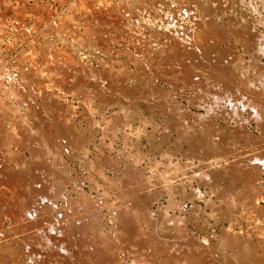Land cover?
<instances>
[{
  "label": "rangeland",
  "instance_id": "obj_1",
  "mask_svg": "<svg viewBox=\"0 0 264 264\" xmlns=\"http://www.w3.org/2000/svg\"><path fill=\"white\" fill-rule=\"evenodd\" d=\"M157 1L0 0V264H264V0Z\"/></svg>",
  "mask_w": 264,
  "mask_h": 264
},
{
  "label": "bare ground",
  "instance_id": "obj_2",
  "mask_svg": "<svg viewBox=\"0 0 264 264\" xmlns=\"http://www.w3.org/2000/svg\"><path fill=\"white\" fill-rule=\"evenodd\" d=\"M132 1H133V0H132ZM158 1H160V0H158ZM158 1H157V2H158ZM165 1H167V0H165ZM185 1H186V0H185ZM191 1H192V0H191ZM198 1H199V0H198ZM202 1H203V0H202ZM202 1H201V2H202ZM210 1H212V0H210ZM219 1H220V0H219ZM17 2H18V1H17ZM199 2H200V1H199ZM224 2H225V1H224ZM232 2H233V1H232ZM8 3H9V2H8ZM105 3H106V2H105ZM145 3H146V2H145ZM148 3H149V2H148ZM163 3H164V2H163ZM168 3H169V2H168ZM170 3H171V2H170ZM209 3H210V2H209ZM209 3H208V0H207V2H206V1L204 2V1H203V4L201 3V4H202V9H203V10H202L203 14H202V12H199V13H201L202 17L205 16V15H204L205 12H208V11L210 10V8H211V4H209ZM217 3H218V2H217ZM228 3H229V2H228ZM22 4H24V3H22ZM160 4H162V3H160ZM164 4H165V3H164ZM171 4H172V3H171ZM188 4H189V2H188ZM196 4H197V3H196ZM215 4H216V3H215ZM33 5H34V4H33ZM116 5H117V4H116ZM123 5H124V4H123ZM166 5H167V4H166ZM172 5H175V4H172ZM217 5H218V4H217ZM248 5H249V4H248ZM17 6H18V5H17ZM191 6H192V5H191ZM199 6H200V5H199ZM214 6H215V5H214ZM218 6H219V5H218ZM226 6H227V5H226ZM196 7H197V6H196ZM224 7H225V6H224ZM247 7H248V6H247ZM166 8H167V7H166ZM166 8H164V9H166ZM170 8H172V7H170ZM190 8H191V7H190ZM198 8H199V7H197V9H198ZM200 8H201V6H200ZM200 8H199V9H200ZM212 8H213V6H212ZM221 8H223V7H221ZM99 9H100V8H99ZM134 9H135V8H134ZM215 9H216V8H215ZM219 9H220V8H219ZM141 10H142V9H141ZM172 10H173V9H172ZM211 10H213V9H211ZM211 10H210V11H211ZM223 10H224V8H223ZM248 10H249V9H248ZM130 11H131V10H130ZM132 11H133V10H132ZM217 11H218V10H217ZM115 12H116V11H115ZM174 12H175V11H173V13H174ZM197 12H198V11H197ZM211 12H212V11H211ZM219 12H220V14H221V10H220ZM165 13H166V12H165ZM212 13H213V12H212ZM239 13H240V12H239ZM38 14H39V13H38ZM174 14H175V13H174ZM197 14H198V13H197ZM207 14H208V13H207ZM210 14H211V13H210ZM85 15H86V14H85ZM152 15H153V14H152ZM158 15H159V14H158ZM184 15H185V14H184ZM203 15H204V16H203ZM172 16H173V15H172ZM208 16H209V15H208ZM218 16H219V15H218ZM238 16H239V15H238ZM148 17H149V16H148ZM173 17H174V16H173ZM191 17H192V16H191ZM205 17H206V16H205ZM230 17H231V15H230ZM233 17H234V16H233ZM246 17H247V16H246ZM161 18H162V17H161ZM200 18H201V17H199V19H200ZM211 18H212V17H211ZM221 18H222V17H221ZM259 18H260V17H259ZM261 18H262V17H261ZM205 19H206V18H205ZM208 19H209V17L207 18V21H208ZM227 19H229V17H228ZM232 19H233V18H232ZM236 19H237V18H236ZM109 20H110V19H109ZM137 20H139V19H137ZM177 20H179V18H178ZM213 20H214V19H213ZM219 20H220V19H219ZM247 20H248V19H247ZM249 20H251V19H249ZM29 21H30V20H29ZM169 21H170V20H169ZM198 21H199V20H198ZM200 21H201V20H200ZM202 21H203V20H202ZM204 21H205V20H204ZM207 21H206V23H207L206 28L201 27V25H200L199 27L206 29L205 31L207 32V34H208L209 36H211V35L214 36V35H216L218 32L220 33V30L222 29L221 25L219 26L218 23H217L218 25H216V23L213 24V23H212V20H209L208 22H207ZM210 21H211V23H209ZM214 21H215V20H214ZM221 21H222V19H221ZM230 21H231V20H230ZM97 22H98V21H97ZM99 22H100V21H99ZM160 22H161V21H160ZM162 22H163V20H162ZM165 22H166V20H165ZM235 22H237V21H235ZM239 22H240V21H239ZM82 23H83V22H82ZM173 23H174V20H173ZM176 23H177V22H176ZM202 23H203V22H202ZM206 23H205V24H206ZM231 23H232V22H231ZM241 23H243V22H241ZM261 23H263V22H261ZM41 24H42V23H41ZM99 24H100V23H99ZM109 24H110V23H109ZM154 24H155V23H154ZM165 24H167V23H165ZM203 24H204V23H203ZM101 25H102V24H101ZM120 25H122V24H120ZM183 25H184V24H183ZM197 25H199V24H197ZM224 25H225V24H224ZM232 25H233V23H232ZM239 25H240V24H239ZM88 26H89V25H88ZM88 26H87V27H88ZM98 26H99V25H98ZM162 26H164V24H162ZM165 26H166V25H165ZM195 26H196V25H195ZM202 26H203V25H202ZM225 26H226V25H225ZM237 26H238V25H237ZM107 27H108V26H107ZM107 27H106V28H107ZM141 27H142V26H141ZM169 27H171V24H170ZM173 27H174V26H173ZM197 27H198V26H197ZM223 27H224V26H223ZM227 27H228V26H227ZM238 27H240V26H238ZM247 27H248V26H247ZM247 27H246V28H247ZM43 28H44V27H43ZM120 28H121V27H120ZM167 28H168V27H166V29H167ZM184 28H185V27H184ZM201 28H200V29H201ZM229 28H230V27H229ZM234 28H235V27H234ZM242 28H243V27H242ZM249 28H251V27H249ZM90 29H92V28H90ZM102 29H103V28H102ZM169 29H170V28H169ZM171 29H172V28H171ZM197 29H198V28H197ZM237 29H238V28H236L235 31L233 30V33H235V34L238 33V34H239V35H238L239 38L241 37L242 39H244V43H245V45H247V48L245 47L246 50H247L248 48H251V47L253 46V45H252V43H253L252 41L254 40V44H255V42L257 41L256 38H255V34L252 33V32H254V30H251V29H250V30L252 31V32H251V31H247V30L245 29V31H241V30H239V32H238ZM240 29H241V27H240ZM243 29H244V28H243ZM252 29H253V28H252ZM34 30H35V29H34ZM121 30H122V28H121ZM207 30H208V31H207ZM226 30H227V29H225V31H226ZM230 30H231V29H230ZM83 31H84V30H83ZM86 31H88V30H86ZM89 31H90V30H89ZM89 31H88V32H89ZM94 31H95V29H94ZM99 31H101V30H99ZM158 31H159V30H158ZM222 31H223V30H222ZM240 31H241V33H240ZM126 32H127V31H126ZM145 32H146V31H145ZM198 32H200V31H198ZM214 32H215L216 34H215ZM90 33H91V31H90ZM117 33H118V32H117ZM127 33H129V32H127ZM146 33H147V32H146ZM153 33H154V32H153ZM203 33H204V30H203ZM221 33H222V32H221ZM223 33H225V32H223ZM227 33H228V32H227ZM41 34H42V33H41ZM82 34H83V33H82ZM144 34H145V33H144ZM157 34H158V33H157ZM157 34H156V35H157ZM170 34H171V33H170ZM200 34H201V33H200ZM253 34H254V35H253ZM60 35H61V34H60ZM131 35H132V34H131ZM137 35H138V34H137ZM164 35H165V34H164ZM225 35H226V34H225ZM229 35H230V34H229ZM231 35H232V34H231ZM231 35H230V36H231ZM241 35H243L244 37L241 36ZM256 35H257V34H256ZM261 35H262V34H261ZM105 36H106V35H105ZM173 36H174V34H173ZM219 36H220V35H218V37H219ZM221 36H222V35H221ZM226 36H227V35H226ZM74 37H75V36H74ZM106 37H107V36H106ZM112 37H113V36H112ZM125 37H126V36H125ZM142 37H143V36H142ZM151 37H152V36H151ZM163 37H164V36H163ZM163 37H161V38H163ZM170 37H171V36H170ZM185 37H186V35H185ZM187 37H188V36H187ZM195 37H196V36H195ZM195 37H194V38H195ZM203 37H204V35L202 36V38H203ZM218 37H217V38H218ZM232 37H233V35H232ZM234 37H235V36H234ZM256 37H257V36H256ZM258 37H259V34H258ZM98 38H99V37H98ZM109 38H110V37H109ZM113 38H115V37H113ZM175 38H176V37H175ZM177 38H178V37H177ZM197 38H198V37H197ZM206 38H207V40H208L207 35H206ZM214 38H215V40H216V37H214ZM214 38H211V40H213V42H214ZM228 38H229V37H228ZM241 38H240V39H241ZM125 39H126V38H125ZM127 39H128V37H127ZM138 39H140V38H138ZM150 39H151V38H150ZM153 39H154V38H153ZM164 39H165V38H164ZM172 39H173V38H172ZM198 39H199V38H198ZM224 39H225V38H224ZM226 39H227V38H226ZM237 39H238V38H237ZM237 39H236V40H237ZM258 39H259V38H258ZM260 39H261V38H260ZM80 40H81V39H80ZM105 40H106V39H105ZM135 40H136V39H135ZM155 40H156V39H155ZM157 40H158V39H157ZM168 40H169V39H168ZM173 40H174V39H173ZM218 40H219V38H218ZM236 40H235V41H236ZM255 40H256V41H255ZM128 41L130 42L129 39H128ZM159 41H160V38H159ZM161 41H162V40H161ZM189 41H190V40H189ZM194 41H195V40H194ZM200 41H201L200 39H199V41L196 40V42H199V43H200ZM208 41H209V40H208ZM220 41H222V40H220ZM220 41H219V42H220ZM224 41H225V40H224ZM226 41H227V40H226ZM233 41H234V40H233ZM259 41H260V40H259ZM106 42H107V41H106ZM106 42H104V43L106 44ZM115 42H116V41H115ZM132 42H133V41H132ZM152 42H153V41H152ZM204 42H205V41H204ZM209 42H210V41H209ZM216 42H217V40H216ZM222 42H223V41H222ZM238 42H239V41H238ZM242 42H243V41H242ZM260 42H261V41H260ZM188 43H189V42H188ZM113 44H114V43H113ZM132 44H133V43H132ZM146 44H147V43H146ZM156 44H157V43H156ZM174 44H175V43H174ZM191 44H192V43H191ZM225 44H226V43H225ZM233 44H234V43H233ZM256 44H257V42H256ZM261 44L264 45V43H262V42H261ZM154 45H155V44H154ZM189 45H190V44H189ZM200 45H203V44H202V41H201V44H200ZM231 45H232V44H231ZM241 45H242V44H241ZM160 46H162V45H160ZM160 46H159V48H160ZM187 46H188V44H187ZM191 46H192V45H190V47H191ZM198 46H199V45L197 44L196 48H197ZM203 46L205 47L206 44L203 45ZM229 46H230V45H229ZM229 46H228V47H229ZM233 46L235 47V44H234ZM233 46H231V47H232L231 50L233 49ZM259 46H260V44H259ZM166 47H168V44L166 45ZM184 47H185V46H184ZM200 47H201V46H200ZM200 47H199V49L201 50ZM207 47H210V46L207 45ZM219 47H220V46H219ZM219 47H217V43H216V44H215V48H217V49L219 50ZM228 47H227V48H228ZM161 48H162V47H161ZM164 48H165V47H164ZM180 48H181V47H180ZM185 48H186V47H185ZM188 48H189V47H188ZM191 48H192V47H191ZM213 48H214V47H213ZM223 48H224V47H223ZM262 48H263V46H262ZM262 48H261V49H262ZM162 49H163V48H162ZM217 49H216V52H217ZM220 49H221V48H220ZM229 49H230V48H229ZM241 49H242V48H241ZM166 50H167V49H166ZM166 50H165V51H166ZM172 50H173V48H172ZM174 50H175V49H174ZM185 50H186V49H185ZM203 50H204V49H203ZM206 50H208V48H207ZM210 50H211V48H210ZM213 50H214V49H213ZM222 50H225V51H226V49H221L220 52H222ZM244 50H245V49H244ZM53 51H54V50H53ZM140 51H141V50H140ZM145 51H146V50H145ZM160 51H161V49H160ZM204 51H205V50H204ZM242 51H243V49H242ZM253 51H254V50H253ZM255 51H256V50H255ZM56 52H57V51H56ZM149 52H150V51H149ZM149 52H147V53H149ZM154 52H155V51H154ZM163 52H164V50H163ZM205 52H206V51H205ZM223 52H224V51H223ZM226 52H227V51H226ZM244 52H245V51H244ZM249 52H250V49H249ZM257 52H258V51H257ZM140 53H141V52H140ZM143 53H145V52H143ZM171 53H172V52H171ZM180 53H181V52H180ZM180 53H179V54H180ZM184 53H185V52H184ZM192 53H193V52H192ZM210 53H211V52H210ZM230 53H231V52H230ZM242 53H243V52H242ZM253 53H254V52H253ZM49 54H50V53H49ZM64 54H65V52H64ZM200 54H201V53H200ZM212 54H213V53H212ZM219 54H220V53H219ZM219 54H218V57H221V58H222L223 56H222V55L219 56ZM235 54H236V53H235ZM238 54H239V53H238ZM262 54H263V53H262ZM106 55H107V54H106ZM114 55H115V54H114ZM163 55H164V54H163ZM207 55H208V54H207ZM213 55H214V54H213ZM213 55H212V56H213ZM146 56H147V55H146ZM148 56H149V55H148ZM151 56H152V55H151ZM169 56H170V55H169ZM198 56H199V55H198ZM233 56H234V55H233ZM254 56H255V55H253V57H254ZM159 57H160V56H159ZM192 57H193V56H192ZM202 57H203V56H201V58H202ZM215 57H217V56H215ZM139 58H140V57H139ZM144 58H145V57H144ZM146 58H149V57H146ZM146 58H145V59H146ZM183 58H184V57H183ZM213 58H214V57H213ZM35 59H36V58H35ZM130 59H131V58H130ZM132 59H136V58L132 57ZM142 59H143V58H142ZM142 59H141V60H142ZM145 59H143V60H145ZM149 59H150V58H149ZM149 59H148V61H149ZM160 59H161V58H160ZM164 59H165V58H163V62H164ZM177 59H178V57H177ZM218 59H219V58H218ZM141 60H140V62H141ZM153 60H154V59H153ZM175 60H176V59H174V61H175ZM182 60H183V59H182ZM184 60H185V59H184ZM188 60H189V59H188ZM191 60H192V59H191ZM198 60H199V59H198ZM201 60H202V59H201ZM208 60H209V59H208ZM213 60H214V59H213ZM215 60H216V59H215ZM225 60H226V58H225ZM148 61H147V62H148ZM151 61H152V60H151ZM160 61L162 62V60H160ZM178 61H179V60H178ZM180 61H181V60H180ZM180 61H179V62H180ZM206 61H207V60H206ZM219 61H220V60H219ZM231 61H233V60H231ZM135 62H136V61H135ZM137 62H138V61H137ZM143 62H144V61H143ZM154 62H155V61H153V63H154ZM217 62H218V60H217ZM220 62H221V61H220ZM229 62H230V61H229ZM229 62H228V63H229ZM233 62H234V61H233ZM18 63H19V62H18ZM33 63H34V62H33ZM46 63H47V62H46ZM155 63H156V62H155ZM172 63H173V62H172ZM186 63H187V62H186ZM193 63H194V61H193ZM201 63H202V62H201ZM224 63H225V61H224ZM240 63H241V62H240ZM256 63H257V62H256ZM68 64H69V63H68ZM142 64H143V63H142ZM156 64H157V63H156ZM174 64H175V63H174ZM209 64H210V63H209ZM211 64H212V63H211ZM221 64H222V63H220V65H221ZM250 64H251V62H250ZM259 64H260V62H259ZM148 65H149V64H148ZM150 65H151V64H150ZM171 65H172V64H171ZM186 65H187V64H186ZM206 65H207V64H206ZM226 65H227V64H226ZM231 65H232V63H231ZM234 65H235V64H234ZM241 65H242V64H241ZM29 66H30V65H29ZM48 66H49V64H48ZM165 66H166V65H165ZM195 66H196V65H195ZM203 66H204V65H203ZM216 66H217V65H216ZM223 66H224V65H223ZM235 66H236V65H235ZM117 67H118V66H117ZM119 67H120V66H119ZM121 67H122V66H121ZM138 67H139V66H138ZM143 67H145V66L143 65ZM157 67H159V66H157ZM173 67H175V65H174ZM177 67H178V66H177ZM214 67H215V66H214ZM224 67H226V66H224ZM228 67H229V66H228ZM228 67H227V70H228ZM239 67H240V66H239ZM241 67H242V66H241ZM247 67H248V66H247ZM259 67H261V66H259ZM48 68H49V67H48ZM111 68H112V67H111ZM134 68H135V67H134ZM140 68H141V67H140ZM151 68H152V66H151ZM160 68H161V67H160ZM171 68H172V67H171ZM171 68H170V69H171ZM186 68H187V67H186ZM216 68H217V67H216ZM219 68H220V66H219ZM229 68H230V67H229ZM243 68H244V67H243ZM120 69H121V68H120ZM122 69L124 70V68H122ZM182 69H183V68H182ZM188 69H189V68H188ZM203 69H204V68H203ZM208 69H209V68H208ZM236 69H237V68H236ZM118 70H119V69H118ZM136 70H137V69H136ZM151 70H152V69H150V71H151ZM163 70H164V69H163ZM168 70H169V69H168ZM172 70H175V69H172ZM191 70H192V69H191ZM212 70H214V69H212ZM215 70H216V69H215ZM221 70H222V69H221ZM221 70H220V71H221ZM227 70H226V71H227ZM229 70H230V69H229ZM229 70L227 71V72H228V75H229ZM259 70H260V69H259ZM112 71H113V70H112ZM124 71L126 72V70H124ZM176 71H177V69H176ZM188 71H189V70H188ZM223 71H224V70H223ZM232 71H233V70H232ZM235 71H236V70H235ZM241 71H242V70H241ZM35 72H36V71H35ZM46 72H47V71H46ZM120 72H121V71H120ZM122 72H123V71H122ZM161 72H162V71H161ZM177 72H179V71H177ZM190 72H191V71H190ZM214 72H215V71H214ZM214 72H213L212 74H214ZM216 72H217V71H216ZM216 72H215V73H216ZM227 72H226L225 74H227ZM230 72H231V71H230ZM248 72H249V71H248ZM258 72H259V71H258ZM37 73H38V72H37ZM60 73H61V72H60ZM104 73H105V72H104ZM109 73H110V72H109ZM153 73H154V72H153ZM162 73H163V72H162ZM183 73H184V72H183ZM217 73H218V72H217ZM217 73H216V74H217ZM220 73H222V72H220ZM237 73H238V72H237ZM143 74H144V73H143ZM177 74H179V73H177ZM184 74H185V73H184ZM212 74H211V75H212ZM216 74H215V75H216ZM223 74H224V73H223ZM223 74H222V75H223ZM231 74H232V72H231ZM239 74H240V73H239ZM259 74H260V73H259ZM108 75H109V74H108ZM121 75H122V73H121ZM130 75H131V74H130ZM133 75H134V74H133ZM154 75H155V74H154ZM189 75H190V74H189ZM198 75H199V74H198ZM222 75H221V76H222ZM240 75H241V74H240ZM245 75H246V74H245ZM247 75H248V74H247ZM122 76H123V75H122ZM134 76H135V75H134ZM156 76H157V75H156ZM193 76H194V75H193ZM216 76H217V75H216ZM219 76H220V75H219ZM226 76H227V75H226ZM252 76H253V75H252ZM252 76H251V78H252ZM50 77H51V76H50ZM66 77H67V76H66ZM66 77H65V78H66ZM184 77H185V76H184ZM211 77H212V76H210V79H211ZM222 77H223V76H222ZM228 77H229V76H228ZM235 77H238V76H236V73H235V76H233V78H235ZM116 78H117V77H116ZM124 78H125V77H124ZM175 78H176V77H175ZM185 78H186V77H185ZM194 78H195V77H194ZM205 78H206V77H205ZM225 78H227V77H225ZM239 78H240V77H239ZM244 78H245V77H244ZM248 78H249V77H248ZM255 78H256V77H255ZM93 79H94V78H93ZM105 79H106V78H105ZM117 79H118V78H117ZM140 79H141V78H140ZM214 79H216V78H214ZM227 79H228V78H227ZM237 79H238V78H237ZM241 79H242V77H241ZM94 80H95V79H94ZM109 80H110V79H109ZM141 80H142V79H141ZM200 80H201V79H200ZM200 80H199V81H200ZM202 80H203V78H202ZM225 80H226V79H225ZM225 80H224V81H225ZM250 80H252V79H250ZM110 81H111V80H110ZM136 81H137V80H136ZM152 81H153V80H151V82H152ZM154 81H155V80H154ZM174 81H175V80H174ZM194 81H195V80H194ZM221 81H222V80H221ZM240 81H241V80H240ZM62 82H63V81H62ZM171 82H172V81H171ZM195 82H196V81H195ZM202 82H203V81H202ZM222 82H223V81H222ZM226 82L228 83L227 80H226ZM235 82H236V81H235ZM242 82H245V81H242ZM247 82H248V80H247ZM10 83H11V82H10ZM65 83H66V82H65ZM138 83H139V82H138ZM172 83H173V82H172ZM179 83H180V82H179ZM186 83H187V82H186ZM186 83H185V84H186ZM189 83H190V82H189ZM233 83H234V82H233ZM250 83H251V82H250ZM46 84H47V83H46ZM63 84H64V83H63ZM143 84H144V83H143ZM149 84H150V83H149ZM174 84H175V83H174ZM203 84H204V83H203ZM225 84H226V83H225ZM235 84H236V83H235ZM240 84H241V83H240ZM244 84H245V83H244ZM246 84H247V83H246ZM141 85H142V83H141ZM151 85H152V83H151ZM211 85H212V84H211ZM229 85H230V84H229ZM247 85H248V84H247ZM253 85H254V84L252 83V86H253ZM110 86H111V85H110ZM114 86H115V85H114ZM123 86H124V85H123ZM190 86H191V85H190ZM204 86H205V85H204ZM213 86H214V85H213ZM213 86H212V87H213ZM223 86H224V85H223ZM234 86H235V85H234ZM237 86H238V85H237ZM239 86H241V85H239ZM248 86H249V85H248ZM12 87H13V86H12ZM26 87H27V86H26ZM35 87H36V86H35ZM108 87H109V86H108ZM115 87H116V86H115ZM151 87H152V86H151ZM197 87H198V86H197ZM243 87H244V86H243ZM255 87H256V86H255ZM16 88H17V87H16ZM69 88L72 89L71 87H69ZM125 88H126V87H125ZM194 88H195V87H194ZM225 88H226V87H225ZM228 88H229V87H228ZM245 88H246V87H245ZM34 89H35V88H34ZM153 89H154V88H153ZM204 89H205V88H204ZM204 89H203V90H204ZM231 89H232V88H231ZM233 89H234V87H233ZM246 89H247V88H246ZM246 89H245V90H246ZM12 90H13V89H12ZM28 90H29V89H28ZM38 90H39V89H38ZM159 90H160V89H159ZM189 90H190V89H189ZM198 90H199V89H198ZM209 90H210V88H209ZM237 90H238V89H237ZM254 90H255V88H254ZM21 91H22V90H21ZM119 91H120V90H119ZM119 91H118V92H119ZM160 91H161V90H160ZM180 91H181V90H180ZM186 91H187V90H186ZM201 91H202V90H201ZM205 91H206V90H205ZM234 91H235V90H234ZM239 91H240V90H239ZM149 92H151V91H149ZM155 92H156V91H155ZM243 92H245V91H243ZM17 93H18V92H17ZM28 93H29V92H28ZM157 93H158V92H157ZM208 93H209V92H208ZM218 93H219V92H218ZM237 93H238V92H237ZM260 93H261V92H260ZM8 94H9V93H8ZM199 94H200V93H199ZM203 94H204V92H203ZM210 94H211V93H210ZM212 94H213V93H212ZM246 94H247V92H246ZM21 95H22V94H21ZM39 95H40V93H39ZM113 95H114V94H113ZM136 95H137V94H136ZM195 95H196V94H195ZM217 95H218V94H217ZM18 96H19V95H18ZM54 96H55V95H54ZM150 96H151V95H150ZM154 96H155V95H154ZM204 96H205V95H204ZM212 96H213V95H212ZM237 96H238V95H237ZM237 96H236V97H237ZM126 97H127V96H126ZM142 97H143V96H142ZM191 97H192V96H191ZM219 97H220V96H219ZM248 97H249V96H248ZM260 97H262V98H260V100H262V99L264 100V98H263L262 95H261ZM9 98H10V97H9ZM164 98H165V97H164ZM238 98H239V97H238ZM245 98H246V97H245ZM14 99H15V98H14ZM40 99H41V97H40ZM53 99H54V98H53ZM191 99H192V98H191ZM202 99H203V98H202ZM204 99H205V98H204ZM211 99H212V98H211ZM211 99H210V100H211ZM227 99H228V98H227ZM243 99H244V98H243ZM9 100H10V99H9ZM216 100H217V99H216ZM228 100H229V99H228ZM263 100H262V101H263ZM166 101H167V100H166ZM189 101H190V99H189ZM194 101H195V100H194ZM194 101H192V102H194ZM198 101H199V100H198ZM239 101H240V100H239ZM239 101H238V103H239ZM262 101H261V102H262ZM216 102L218 103V101H216ZM248 102H249V100H248ZM263 102H264V101H263ZM85 103H86V101H85ZM87 103H89V102H87ZM131 103H132V102H131ZM137 103H138V102H137ZM196 103H199V102H196ZM8 104H9V103H8ZM63 104H64V103H63ZM135 104H136V103H135ZM170 104H171V103H170ZM243 104H244V103H243ZM245 104H246V103H245ZM1 105H2V104H1ZM132 105H133V104H132ZM197 105H198V104H197ZM205 105H206V104H205ZM217 105H218V104H217ZM229 105H230V104H229ZM232 105H233V103H232ZM247 105L249 106V103H247ZM64 106H65V104H64ZM136 106H137V104H136ZM155 106H156V105H155ZM202 106H203V105H202ZM215 106H216V104H215ZM234 106H235V104H234ZM254 106H255V104H254ZM13 107H14V106H13ZM164 107H165V106H164ZM173 107H174V106H173ZM213 107H214V106H213ZM219 107H220V106H219ZM251 107H253V106L251 105ZM251 107H250V108H251ZM64 108H65V107H64ZM181 108H182V107H181ZM204 108H205V107H204ZM208 108H209V107H208ZM232 108H233V107H232ZM217 109H219V108H217ZM255 109H256V108H255ZM132 110H133V109H132ZM205 110H206V109H205ZM210 110H213V109H210ZM210 110H209V111H210ZM234 110H235V109H234ZM121 111H122V110H121ZM251 111H252V110H251ZM91 112H92V111H91ZM186 112H187V111H186ZM204 112H205V111H204ZM255 112H257V111H255ZM13 113H15V111H14ZM32 113H33V112H32ZM223 113H224V112H223ZM236 113H237V112H236ZM258 113H259V112H258ZM258 113H257V114H258ZM7 114H9V113L6 112V115H7ZM11 114H12V113H11ZM92 114H94V113H92ZM185 114H186V113H185ZM194 114H195V113H194ZM208 114H209V113H208ZM217 114H218V113H217ZM220 114H221V112L219 113V115H220ZM224 114H225V113H224ZM259 114H260V113H259ZM34 115H35V113H34ZM98 115H99V114H98ZM117 115H118V114H117ZM123 115H124V114H123ZM131 115H132V114H131ZM221 115H222V114H221ZM225 115H227V114H225ZM225 115H224V116H225ZM261 115H262V114H261ZM13 116H14V115H13ZM132 116H133V115H132ZM132 116H131V117H132ZM189 116H190V115H189ZM215 116H216V115H215ZM250 116H251V115H250ZM263 116H264V115H263ZM7 117H8V116H7ZM85 117H86V116H85ZM216 117H217V116H216ZM236 117H237V116H236ZM253 117H254V116H253ZM257 117L259 118V116H257ZM26 118H27V117H26ZM83 118H84V117H83ZM193 118H194V117H193ZM232 118H233V117H232ZM71 119H72V118H71ZM71 119H70V120H71ZM125 119H126V118H125ZM233 119H235V118H233ZM249 119H250V118H249ZM60 120H61V119H60ZM60 120H59V121H60ZM106 120H107V119H106ZM110 120H111V119H110ZM143 120H144V119H143ZM207 120H208V119H207ZM209 120H210V119H209ZM220 120H221V119H220ZM244 120H245V119H244ZM257 120H258V119H257ZM15 121H16V120H15ZM89 121H90V120H89ZM222 121H223V120H222ZM72 122H73V121H72ZM239 122H240V121H239ZM23 123H24V122H23ZM28 123H29V122H28ZM66 123H67V122H66ZM66 123H65V124H66ZM88 123H89V122H88ZM117 123H118V122H117ZM143 123H144V122H143ZM152 123H153V122H151V124H152ZM236 123H237V122H236ZM128 124H130V123H128ZM197 124H198V123H197ZM7 125H8V124H7ZM10 125H11V124H10ZM66 125H67V124H66ZM113 125H114V124H113ZM198 125H199V124H198ZM207 125H208V124H207ZM237 125H238V124H237ZM257 125H258V124H257ZM259 125H260V124H259ZM106 126H107V125H106ZM218 126H219V125H218ZM234 126H235V124H234ZM244 126H245V125H244ZM1 127H3V126H1ZM63 127L66 128L65 125H64ZM143 127H144V126H143ZM153 127H154V126H152V128H153ZM205 127H206V126H205ZM205 127H204V128H205ZM209 127H210V125H209ZM22 128H23V127H22ZM67 128H69V126H68ZM123 128H124V127H123ZM135 128H136V127H135ZM137 128H138V127H137ZM144 128H145V127H144ZM152 128H151V129H152ZM239 128H240V127H239ZM15 129H16V128H15ZM15 129H14V130H15ZM115 129H116V128H115ZM138 129H139V128H138ZM201 129H202V128H201ZM214 129H215V128H214ZM216 129H218V128H216ZM216 129H215V130H216ZM69 130L73 131L71 128H70ZM69 130L67 129L66 133H67V132H71V131H69ZM104 130H105V129H104ZM129 130H130V129H129ZM185 130H186V129H185ZM204 130H205V129H204ZM218 130H219V129H218ZM243 130H244V129H243ZM9 131H10V130H9ZM113 131H114V130H113ZM187 131H188V130H187ZM213 131H214V130H213ZM220 131H221V130H220ZM241 131H242V129H241ZM14 132H15V131H14ZM124 132H125V130H124ZM145 132H146V131H145ZM161 132H162V131H161ZM167 132H168V131H167ZM218 132H219V131H218ZM223 132H224V131H223ZM223 132H222V133H223ZM242 132H243V131H242ZM245 132H246V131H245ZM258 132H259V131H258ZM8 133H9V132H8ZM31 133H32V132H31ZM182 133H183V132H182ZM186 133H187V132H186ZM219 133H220V132H219ZM219 133H218V134H219ZM32 134H33V133H32ZM68 134H69V133H68ZM71 134H73V133L71 132V133L69 134V136H70ZM112 134H113V133H112ZM125 134H126V133H125ZM195 134H196V133H195ZM207 134H208V133H207ZM4 135H5V134H4ZM13 135H14V134H13ZM25 135H26V134H25ZM28 135H29V134H28ZM214 135H215V133H214ZM220 135H221V134H220ZM223 135H225V133H224ZM247 135H248V134H247ZM247 135H246V136H247ZM66 136H67V135H66ZM73 136H74V135H73ZM133 136H134V135H133ZM150 136H151V135H150ZM165 136H166V135H165ZM215 136H216V135H215ZM251 136H252V135H251ZM11 137H12V136H11ZM16 137H17V136H16ZM39 137H40V136H39ZM70 137H71V136H70ZM70 137H69V138H70ZM79 137H80V136H79ZM57 138H58V137H57ZM114 138H115V137H114ZM137 138H138V137H137ZM164 138H165V137H164ZM164 138H163V139H164ZM218 138H219V137H218ZM234 138H235V137H234ZM254 138H255V137H254ZM5 139H6V138H5ZM18 139H19V135H18ZM25 139H26V138H25ZM71 139H74V137H71ZM77 139L79 140L78 137H77ZM116 139H118V138H116ZM138 139H139V138H138ZM138 139H137V141H138ZM161 139H162V138H161ZM163 139H162V140H163ZM165 139H166V138H165ZM177 139H178V138H177ZM224 139H225V138H224ZM263 139H264V138H263ZM263 139H262V140H263ZM7 140H8V139H7ZM15 140H16V139H15ZM21 140H22V139H21ZM21 140L19 139V142H20V143H21ZM125 140H126V139H125ZM129 140H130V139H129ZM151 140H152V139H151ZM162 140H161V141H162ZM201 140H202V139H201ZM237 140H238V139H237ZM80 141H81V140H80ZM219 141H221V140H219ZM219 141H218V142H219ZM244 141H245V140H244ZM244 141H243V142H244ZM248 141H249V140H248ZM130 142H131V141H130ZM159 142H160V141H159ZM165 142H166V141H165ZM201 142H202V141H201ZM223 142H224V141H223ZM223 142H222V143H223ZM5 143H6V142H5ZM70 143H71V142H70ZM70 143H69V144H70ZM81 143H82V142H81ZM122 143H123V142H122ZM151 143H152V142H151ZM151 143H150V144H151ZM227 143H228V142H227ZM7 144H9V141L7 142ZM26 144H27V143H26ZM52 144H53V142H52ZM74 144H75V143H74ZM165 144H166V143H165ZM13 145H15V143H14ZM30 145H31V144H30ZM70 145H72V143H71ZM79 145H80V144H79ZM124 145H125V144H124ZM226 145H227V144H226ZM226 145H225V146H226ZM243 145H244V144H243ZM254 145H255V144H254ZM27 146H28V145H27ZM41 146H42V145H41ZM199 146H200V145H199ZM207 146H208V145H207ZM217 146H218V145H216V148H217ZM223 146H224V145H223ZM241 146H242V144H241ZM32 148H34V147H32ZM79 148H81V147H79ZM133 148H134V147H133ZM216 148H215V149H216ZM87 149H88V148H87ZM87 149H86V150H87ZM201 149H202V148H201ZM206 149H207V148H206ZM213 149H214V148H213ZM223 149H225V148H223ZM239 149H240V148H239ZM38 150H39V149H38ZM209 150H210V149H209ZM248 150H249V149H248ZM64 151H65V150H64ZM124 151H125V150H124ZM224 151H225V150H224ZM31 152H32V151H31ZM38 152H39V151H38ZM203 152H204V150H203ZM231 152H232V151H231ZM22 153H23V152H22ZM81 153H82V152H81ZM160 153H161V152H160ZM201 153H202V152H201ZM201 153H200V154H201ZM226 153H227V152H226ZM6 154H7V153H6ZM120 154H122V153H120ZM7 155H8V154H7ZM117 155H118V154H117ZM160 155H161V154H160ZM171 155H172V154H171ZM9 156H10V155H9ZM144 156H145V155H144ZM155 156H156V155H155ZM155 156H153V157H155ZM194 156H195V155H194ZM53 157H54V156H53ZM245 157H246V156H245ZM260 157H261V155H260ZM13 158H14V157H13ZM19 158H20V157H19ZM148 158H149V157H148ZM160 158H161V157H160ZM165 158L167 159V155H166ZM212 158H213V157H212ZM220 158H221V157H220ZM32 159H33V158H32ZM206 159H207V158H206ZM254 159H255V158H254ZM169 160H170V159H169ZM208 160H209V159H208ZM218 160H219V159H218ZM227 160H228V159H227ZM248 160H249V159H248ZM88 161H89V160H88ZM206 161H207V160H206ZM21 162H22V161H21ZM33 162H34V161H33ZM39 162H40V161H39ZM86 162H87V161H86ZM250 162H251V161H250ZM187 163H188V162H187ZM189 163H190V162H189ZM203 163H204V162H203ZM208 163H209V162H208ZM214 163H215V162H214ZM218 163H219V162H218ZM218 163L216 162L217 165H218ZM227 163H228V162H227ZM231 163H232V162H231ZM248 163H249V162H248ZM137 164H138V163H137ZM169 164H170V163H169ZM192 164H193V163H192ZM13 165H14V164H13ZM21 165H23V164H21ZM43 165H44V164H43ZM181 165H182V163H181ZM200 165H201V164H200ZM204 165H205V164H204ZM256 165H257V164H256ZM35 166H36V165H35ZM174 166H175V165H174ZM179 166H180V165H179ZM188 166H189V165H188ZM194 166H195V165H194ZM206 166H207V165H206ZM211 166H212V164H211ZM228 166H229V165H228ZM228 166H227V167H228ZM21 167H22V166H21ZM115 167H116V166H115ZM152 167H153V166H152ZM215 167H216V166H215ZM217 167H218V166H217ZM231 167H232V166H231ZM239 167H240V163H239ZM30 168H31V167H30ZM50 168H51V167H50ZM178 168H179V167H178ZM245 168H246V167H245ZM247 168H248V167H247ZM249 168H250V167H249ZM23 169H24V168H23ZM153 169H154V168H153ZM156 169H157V168H156ZM197 169H198V167H197ZM215 169H216V168H215ZM222 169H223V168H222ZM222 169H221V170H222ZM236 169H237V168H236ZM238 169H239V168H238ZM240 169H241V168H240ZM170 170H171V169H170ZM188 170H189V169H188ZM217 170L219 171V167H218ZM228 170H229V169H228ZM230 170H231V169H230ZM232 170H235L234 167H233ZM247 170H250V169H247ZM22 171H23V170H22ZM28 171H29V170H28ZM140 171H141V170H140ZM222 171H223V170H222ZM240 171H241V170H240ZM44 172H45V171H44ZM153 172H154V171H153ZM155 172H156V171H155ZM230 172H231V171H230ZM235 172H236V170H235ZM235 172H233V173H235ZM238 172H239V171H238ZM250 172H251V171H250ZM199 173H201V176H202V172H199ZM243 173H245V172H243ZM14 174H15V173H14ZM155 174H156V173H155ZM165 174H166V173H165ZM180 174H181V173H180ZM206 174H207V173H206ZM219 174H220V173H219ZM250 174L252 175V174H253V171H252ZM4 175H5V174H4ZM11 175H12V174H11ZM17 175H18V174H17ZM170 175H171V174H170ZM170 175H169V177H170ZM227 175H228V174H227ZM247 175H249V174H246V176H247ZM251 175H250V176H251ZM254 175H255V174H254ZM158 176H159V174H158ZM173 176H174V175H173ZM195 176H196V175H195ZM232 176H233V175H232ZM241 176H243V175H241ZM16 177H17V176H16ZM16 177H15V178H16ZM22 177H23V176H22ZM202 177H203V176H202ZM202 177H201V178H202ZM207 177H209V176H207ZM212 177H213V176H212ZM253 177H254V176L252 175V178H253ZM258 177H259V176H258ZM6 178H7V177H6ZM15 178H14V179H15ZM54 178H55V177H54ZM103 178H104V177H103ZM105 178H106V177H105ZM157 178H158V177H157ZM157 178H156V179H157ZM165 178H166V177H165ZM192 178H193V177H192ZM201 178H200V179H201ZM3 179H5V178H3ZM8 179H9V178H8ZM35 179H36V178H35ZM163 179H164V178H163ZM233 179H235V177H234ZM258 179H259V178H258ZM17 180H19V181H18L19 184L22 183V182L20 183L21 179H19V177H17ZM23 180H24V179H23ZM23 180H22V181H23ZM36 180H37V179H36ZM149 180H150V179H149ZM237 180H238V179H237ZM250 180H251V178H250ZM6 181H7V179H6ZM8 181H9V180H8ZM8 181H7V182H8ZM12 181H13V179H12ZM33 181H34V180H33ZM104 181H105V180H104ZM159 181H160V180H159ZM234 181H235V180H234ZM246 181H247V180H246ZM246 181H245V182H246ZM4 182H5V181H4ZM14 182L17 184L16 186L19 187L18 182L16 181V179L14 180ZM34 182H35V181H34ZM190 182H191V181H190ZM241 182H242V180H241ZM241 182H240V183H241ZM247 182H248V181H247ZM247 182H246V183H247ZM254 182H255V181H254ZM254 182H253V183H254ZM257 182H258V180H257ZM263 182H264V181H263ZM8 183H9V182H8ZM30 183H31V182H30ZM243 183H244V182H243ZM97 184H98V183H97ZM146 184H147V183H146ZM152 184H153V183H152ZM158 184H159V183H158ZM249 184H250V183H249ZM8 185H9V184H8ZM10 185H11V184H10ZM13 185H15V184L13 183ZM30 185H31V184H30ZM40 185H41V184H40ZM50 185H51V184H50ZM53 185H54V184H53ZM250 185H251V184H250ZM27 186H28V185H27ZM237 186H238V185H237ZM240 186H241V184H240ZM243 186H244V185H243ZM10 187H11V186H10ZM40 187H41V186H40ZM47 187H48V184H47ZM245 187H246V185H245ZM249 187H250V186H249ZM252 187H253V186H252ZM7 188H8V186H7ZM16 188H17V187H16ZM49 188H50V187H49ZM17 189H19V188H17ZM24 189H25V188H24ZM108 189H109V188H108ZM159 189H160V188H159ZM172 189H173V188H172ZM172 189H171V190H172ZM180 189H181V188H180ZM15 190H16V189H15ZM34 190H35V189H34ZM51 190H52V189H51ZM182 190H183V188H182ZM241 190H242V189H241ZM252 190H253V189H252ZM259 190H260V189H259ZM3 191H4V190H3ZM23 191H24V190H23ZM53 191H54V190H53ZM97 191H98V190H97ZM198 191H199V190H198ZM213 191H214V190H213ZM246 191H248V188H247V187H246ZM250 191H251V190H250ZM254 191H255V190H254ZM20 192H21V191H20ZM24 192H25V191H24ZM39 192H40V191H39ZM42 192H43V191H42ZM150 192H151V191H150ZM150 192H149V193H150ZM241 192H242V191H241ZM251 192H252V191H251ZM17 193H18V192H17ZM22 193H23V192H22ZM97 193H98V192H97ZM230 193H231V192H230ZM238 193H240V192H238ZM244 193L246 194V192H244ZM247 193H248V192H247ZM252 193L255 195L256 192H252ZM0 194H1V193H0ZM31 194H32V193H31ZM170 194H171V193H170ZM170 194H169V195H170ZM202 194H203V193H202ZM227 194H228V192H227ZM242 194H243V193H242ZM249 194H250V193H249ZM249 194H248V195H249ZM25 195H26V193H25ZM197 195H198V194H197ZM236 195L238 196V194H236ZM239 195H240V194H239ZM256 195H257V194H256ZM260 195H261V194H260ZM104 196H105V195H104ZM143 196H144V195H143ZM149 196H150V195H149ZM152 196H153V195H152ZM193 196H194V195H193ZM225 196H226V195H225ZM233 196H234V195H233ZM243 196H244V195H243ZM245 196H246V195H245ZM251 196H252V195H251ZM251 196H249V197H251ZM201 197L203 198V196H201ZM229 197H230V196H229ZM239 197H240V196H239ZM249 197H248V199H249ZM253 197H254V196H252V198H253ZM8 198H9V197H8ZM27 198H28V197H27ZM199 198H200V197H199ZM225 198H226V197H225ZM231 198H232V197H231ZM237 198H238V197H237ZM83 199H84V198H83ZM109 199H110V198H109ZM135 199H136V198H135ZM141 199H142V198H141ZM141 199H140V201H141ZM218 199H219V198H218ZM250 199H251V198H250ZM253 199H254V198H253ZM257 199H258V198H257ZM261 199H262V198H261ZM205 200H206V199H205ZM228 200H229V198H228ZM231 200H232V199H231ZM242 200H243V197H242ZM244 200H245V199H244ZM12 201H13V200H12ZM137 201H138V199H137ZM218 201H219V200H218ZM109 202H110V201H109ZM142 202H143V204H144V206H145V205H147L146 203H147L148 201H143V200H142ZM142 202H141V203H142ZM144 202H146V203H144ZM226 202H227V201H226ZM235 202H236V200H235ZM235 202H234V203H235ZM241 202H243V201H241ZM246 202H247V204L250 203L249 206H252L251 209H253V207L256 206V205H255V201H252V199H251V202H249V200H246ZM256 202H257V201H256ZM53 203H54V202H53ZM85 203H86V202H85ZM85 203H84V204H85ZM106 203H107V202H106ZM207 203H209V202H207ZM207 203H206V204H207ZM231 203H232V202H231ZM24 204H25V203H24ZM28 204H29V203H28ZM215 204H216V203H215ZM220 204H221V203H220ZM228 204H229V203H228ZM236 204L238 205V203H236ZM247 204H246V205H247ZM256 204H258V203H256ZM38 205H39V204H38ZM109 205H110V204H109ZM212 205H213V204H212ZM239 205H241V204H239ZM242 205H243V203H242ZM27 206H28V205H27ZM249 206H247V207H249ZM23 207H24V206H23ZM54 207H55V206H54ZM83 207H84V206H83ZM146 207H147V206H146ZM217 207H218V206H217ZM230 207H231V206H230ZM239 207H240V206H239ZM242 207H243V206H242ZM263 207H264V206H263ZM263 207L260 206V208H259V206H258V208L255 207V209H253L254 212L256 211V209L259 210V212L257 211L258 213L253 214V215H255V217L253 218V221H254V222H255V220H256V216H257V214H259V216H261L262 218L264 217V216H262V212L260 211V210L263 209ZM35 208H36V207H35ZM37 209H38V208H37ZM83 209H84V208H83ZM149 209H150V208H149ZM149 209H148V211H149ZM243 209H244V208H243ZM25 210H26V209H25ZM120 210H121V209H120ZM213 210H214V209H213ZM51 211H52V210H51ZM123 211H124V210H123ZM243 211H246V212H247V209H246V210L244 209ZM262 211H263V215H264V209H263ZM90 212H91V211H90ZM149 212H150V211H149ZM162 212H163V211H162ZM238 212H239V211H238ZM41 213H42V212H41ZM150 213H151V212H150ZM159 213H160V212H159ZM244 213H245V212H244ZM248 213H250V212L248 211ZM16 214H17V213H16ZM64 214H65V213H64ZM214 214H215V213H214ZM260 214H261V215H260ZM144 215H145V214H144ZM147 215H148V213H147ZM160 215H161V214H160ZM247 215H248V214H247ZM27 216H28V215H27ZM162 216H164V213L162 214ZM210 216H211V215H210ZM210 216H209V217H210ZM242 216H243V215H242ZM245 216H246V213H245ZM78 217H79V216H78ZM90 217H91V216H90ZM165 217H166V216H165ZM167 217H169V216H167ZM167 217H166V218H167ZM240 217H241V216H240ZM240 217H239V221H240V219H241ZM247 217H248V216H247ZM261 217H257V219L259 218L258 220H260V219H262ZM32 218H33V217H32ZM59 218H60V217H59ZM64 218H65V217H64ZM127 218H128V217H127ZM159 218H160V217H159ZM244 218H245V217H244ZM251 218H252V217H251ZM44 219H46V218H44ZM146 219H147V218H146ZM161 219H162V217H161ZM161 219H160L159 221H161ZM169 219H170V217H169ZM29 220H30V219H29ZM76 220H77V219H76ZM80 220H81V219H80ZM80 220H79V222H80ZM170 220H171V219H170ZM235 220H236V219H235ZM242 220H243V219H242ZM244 220H245V219H244ZM71 221H72V220H71ZM85 221H87V220H85ZM116 221H117V220H116ZM41 222H42V221H41ZM164 222H165V221H164ZM164 222H163V223H164ZM161 223H162V221H161ZM240 223H241V221H240ZM240 223H239V225H240ZM259 223H262V222H259ZM130 224H132V223H130ZM164 224H165V223H164ZM166 224H167V223H166ZM166 224H165V227H166ZM43 225H44V224H43ZM74 225H75V224H74ZM159 225H160V224H159ZM173 225H174V224H173ZM239 225H238V226H239ZM36 226H37V225H36ZM39 226H41V225L39 224ZM46 226H48V225H46ZM160 226H161V225H160ZM162 226H163V224H162ZM34 227H35V226H34ZM72 227H73V226H72ZM77 227H78V226H77ZM80 227H81V226H80ZM155 227H156V226H155ZM250 227H251V226H250ZM20 228H21V227H20ZM58 228H59V227H58ZM65 228H66V227H65ZM229 228H230V227H229ZM16 229H17V228H16ZM43 229H44V228H43ZM51 229H52V227H51ZM74 229H75V228H74ZM161 229H162V228H161ZM167 229H168V228H166V230H167ZM241 229H242V228H241ZM247 229H248V227H247ZM247 229H246V230H247ZM23 230H24V229H23ZM27 230H28V229H27ZM65 230H66V229H65ZM2 231H3V230H2ZM158 231H160V230H158ZM158 231H157V232H158ZM0 232H1V231H0ZM50 232H51V231H50ZM132 232H133V231H132ZM160 232L162 233V231H160ZM155 233H156V232H155ZM158 233H159V232H158ZM161 233H160V234H161ZM63 234H64V232H63ZM63 234H62V235H63ZM130 234H131V233H130ZM15 235H16V234H15ZM246 235H247V234H246ZM9 236H10V235H9ZM32 236H33V235H32ZM36 236H37V235H36ZM38 236H39V235H38ZM57 236H58V235H57ZM64 237H65V236H64ZM131 237H132V236H131ZM261 237H262V236H261ZM26 238H27V237H26ZM59 238H60V237H59ZM46 239H47V238H46ZM46 239H45V240H46ZM243 239H244V238H243ZM4 240H5V239H4ZM51 240H52V238H51ZM65 240H66V239H65ZM247 244H248V243H247ZM92 245H93V244H92ZM262 245H263V244H262ZM37 246H38V244H37ZM39 246H40V245H39ZM47 246H48V245H47ZM152 246H153V245H152ZM245 246H246V243H245ZM1 247H2V246H1ZM30 247H31V246H30ZM53 247H54V246H53ZM247 247H248V246H247ZM89 248H90V247H89ZM46 249H47V248H46ZM245 249H246V248H245ZM28 250H29V249H28ZM152 250H153V249H152ZM248 250H249V249H248ZM6 251H7V250H6ZM56 251H57V250H56ZM246 251H247V250H246ZM29 252H30V251H29ZM33 252H34V251H33ZM43 253H44V252H43ZM182 253H183V252H182ZM25 254H26V252H25ZM55 254H56V253H55ZM253 254H254V253H253ZM26 255H27V254H26ZM65 255H66V254H65ZM178 255H179V254H178ZM46 256H47V255H46ZM46 256H45V257H46ZM179 256H180V255H179ZM181 256H182V255H181ZM255 257H256V256H255ZM255 257H254V258H255ZM46 258H47V257H46ZM256 258H258V257H256ZM258 259H260V258H258ZM44 260H45V259H44ZM46 260H47V259H46ZM48 260H49V259H48ZM62 260H63V259H62ZM263 260H264V259H263ZM50 261H51V260H50ZM84 261H85V260H84ZM246 261H248V260H246ZM256 262H257V261H256ZM262 262H263V261H262ZM5 263H6V262H5ZM67 263H68V262H67ZM233 263H234V262H233ZM250 263H251V264H254V263H252V262H250ZM36 264H37V263H36ZM49 264H50V263H49ZM65 264H66V263H65ZM188 264H189V263H188ZM246 264H248V263L246 262Z\"/></svg>",
  "mask_w": 264,
  "mask_h": 264
}]
</instances>
